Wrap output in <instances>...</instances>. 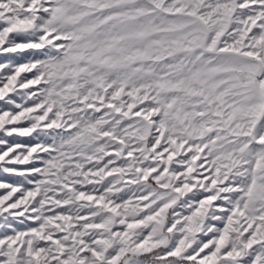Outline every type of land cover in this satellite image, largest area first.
Masks as SVG:
<instances>
[{
  "label": "snow or ice",
  "instance_id": "1",
  "mask_svg": "<svg viewBox=\"0 0 264 264\" xmlns=\"http://www.w3.org/2000/svg\"><path fill=\"white\" fill-rule=\"evenodd\" d=\"M0 264H264V0H0Z\"/></svg>",
  "mask_w": 264,
  "mask_h": 264
},
{
  "label": "rangeland",
  "instance_id": "2",
  "mask_svg": "<svg viewBox=\"0 0 264 264\" xmlns=\"http://www.w3.org/2000/svg\"><path fill=\"white\" fill-rule=\"evenodd\" d=\"M3 60V57H0V61H2Z\"/></svg>",
  "mask_w": 264,
  "mask_h": 264
}]
</instances>
